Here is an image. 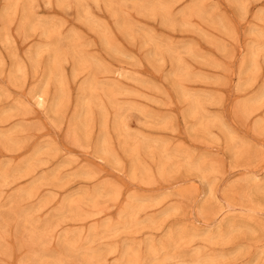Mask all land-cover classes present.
I'll use <instances>...</instances> for the list:
<instances>
[{"label": "rangeland", "instance_id": "374dc122", "mask_svg": "<svg viewBox=\"0 0 264 264\" xmlns=\"http://www.w3.org/2000/svg\"><path fill=\"white\" fill-rule=\"evenodd\" d=\"M28 259L264 264V0H0V264Z\"/></svg>", "mask_w": 264, "mask_h": 264}, {"label": "bare ground", "instance_id": "6f19581e", "mask_svg": "<svg viewBox=\"0 0 264 264\" xmlns=\"http://www.w3.org/2000/svg\"><path fill=\"white\" fill-rule=\"evenodd\" d=\"M82 3H83V2H82ZM4 14H5V13H4ZM4 16H5V15H4ZM6 17H7V16H5V18H6ZM6 34H7V33H6ZM7 39H8V38H7ZM9 41H10V40H9ZM9 41H8V42H9ZM8 42H7V43H8ZM179 62H180V61H179ZM119 88H120V87H119ZM112 92H113V91H112ZM37 96H38V100H40V101L45 100L43 95H37ZM57 99H58V98H57ZM39 104H40V103H39ZM76 126L78 127V125H76ZM76 126H75V127H76ZM81 131H83V130H81ZM75 132H76V130H75ZM78 134H79V133H78ZM77 136H78V135H77ZM77 136H76V137L74 136V139H77V140L80 139V138H77ZM72 138H73V137H72ZM137 164H138V163H137ZM36 185H37V184H36ZM219 231H220V230H219ZM219 233H220V232H219ZM221 234H223V233H221ZM33 241H34V239H33ZM34 243H35V242H34ZM65 247H66V246H65ZM152 247H153V246H152ZM67 249H68V248H67ZM149 251H150V249H149ZM149 253H152V254H153V251H152V252H149ZM30 256L32 257L33 254H31ZM36 256H38V259H39L40 257H41V259H42V258H45V257H42L43 255H42V256H41V255L39 256V253H38V252H37ZM36 256H34V257L37 258ZM92 256H93V255H92ZM150 256H151V254H150ZM46 258H47V257H46ZM50 258H52V257H49V259H50ZM29 259H30V258H29ZM29 259H28V261H29ZM52 259H53V258H52ZM31 261H32V260H31ZM39 261H40V259H39ZM39 261H38V263H40ZM46 261H47V259H46ZM51 261H52V263H54V262H53L54 260H51ZM51 261L48 260V263H47V264H52V263H49V262H51ZM29 262H30V261H29ZM33 262H34V261H33ZM42 262H43V259H42ZM62 262H63V260H62ZM43 263H44V262H43ZM43 263H42V264H43ZM45 263H46V262H45ZM140 263H142V262H140ZM28 264H29V263H28ZM30 264H32V263L30 262ZM40 264H41V263H40ZM58 264H59V263H58Z\"/></svg>", "mask_w": 264, "mask_h": 264}]
</instances>
